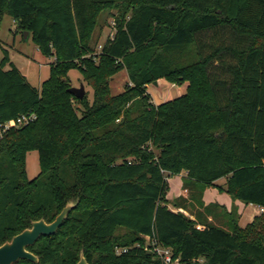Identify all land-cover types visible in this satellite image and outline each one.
Instances as JSON below:
<instances>
[{
  "label": "trees",
  "instance_id": "1",
  "mask_svg": "<svg viewBox=\"0 0 264 264\" xmlns=\"http://www.w3.org/2000/svg\"><path fill=\"white\" fill-rule=\"evenodd\" d=\"M4 16L53 61L38 88L6 51L0 61V123L36 116L0 140V245L77 202L29 248L36 264H76L81 252L87 264H161L143 250L146 237L181 264H264V0H0ZM107 17L112 37L89 57ZM71 70L91 101L68 92ZM121 70L127 83L112 95ZM159 80L188 85L155 106L146 87ZM30 151L39 161L32 180ZM182 172L200 196L215 187L263 212L244 227L226 212L225 228L173 212L165 175ZM187 204L181 197L173 208Z\"/></svg>",
  "mask_w": 264,
  "mask_h": 264
},
{
  "label": "rangeland",
  "instance_id": "2",
  "mask_svg": "<svg viewBox=\"0 0 264 264\" xmlns=\"http://www.w3.org/2000/svg\"><path fill=\"white\" fill-rule=\"evenodd\" d=\"M106 15L107 14H103ZM103 19H100V23L103 25ZM114 20L107 17L106 26H102V29L96 28L92 41L91 47L93 49L90 56H97L101 50V46L104 44L105 40L111 37L114 32L112 24ZM3 51H6L10 63H12L20 73L25 76L27 83L34 87L38 88L42 81H45L49 77V64L53 61L52 59L44 57L36 45L33 43L31 36L27 38L23 37V33L17 31L16 26L13 20L9 16H4L0 22V61L3 58ZM67 81L71 87L78 88L80 84L84 86L85 94L88 97V100L92 99V89L87 85L86 82L82 80L81 74L77 70H71L67 75ZM159 82V83H158ZM157 85L151 84L146 87V92L150 97V101L153 105H157L159 102H167L169 100L177 98L178 88L186 85L183 83L180 86L173 85V89H170L172 84L165 80H159ZM127 83V76L124 70L117 72L112 80L109 82V88L112 95L119 94L125 84ZM172 88V87H171ZM26 163V173L29 180L34 179L39 174V161L38 154L36 151H30L26 154L25 158ZM166 182L168 185V191L166 193L165 199L167 200V207L170 210L176 212H182L186 216L194 219L195 214H199L201 221L207 224H214L215 226H224L226 227L227 215L226 209L223 206V211L221 210L219 203H223L222 196L218 195V189L215 187H210L204 190L202 196L195 191V189H190L185 187L184 177L179 175H165ZM217 186L225 187L226 183L224 179H221L215 183ZM217 193H216V191ZM206 193V197H205ZM221 194V193H220ZM224 194V193H222ZM185 198L187 201L188 211L185 212L181 209H174L173 203ZM227 197V196H226ZM228 198V197H227ZM215 201H212V200ZM229 199V198H228ZM199 202H201L204 208H208L213 213L214 217H208L206 212L204 213L203 209L199 207ZM232 202V201H231ZM234 203V202H232ZM237 214V208L232 207L229 212H234ZM224 215V216H223ZM203 218V219H202ZM240 225H244V218L239 222ZM247 225V224H246Z\"/></svg>",
  "mask_w": 264,
  "mask_h": 264
},
{
  "label": "water",
  "instance_id": "3",
  "mask_svg": "<svg viewBox=\"0 0 264 264\" xmlns=\"http://www.w3.org/2000/svg\"><path fill=\"white\" fill-rule=\"evenodd\" d=\"M28 36L29 34L27 32L23 33L24 38ZM154 85H157V82ZM68 92L76 99H82L85 95L82 84L78 88L70 87ZM76 205L77 202H68L51 223H45L43 220L32 222L30 228L23 230L21 233L12 237L10 241L2 244L0 246V264H15L20 260L37 263V257L28 252L26 248L32 246L42 237L54 235ZM77 264H87L82 252L80 253V259Z\"/></svg>",
  "mask_w": 264,
  "mask_h": 264
},
{
  "label": "built area",
  "instance_id": "4",
  "mask_svg": "<svg viewBox=\"0 0 264 264\" xmlns=\"http://www.w3.org/2000/svg\"><path fill=\"white\" fill-rule=\"evenodd\" d=\"M112 26L114 29V23L112 24ZM35 119V114L29 111L25 114L16 117L13 120L7 121L5 123H0V140L6 135L9 130L25 127L35 121ZM262 212L263 210L260 209V213ZM143 250L153 254L156 258L160 260L161 264H181L179 258H173L172 251L169 248L160 246L154 239L146 237ZM126 252L127 249L125 248H116L115 250L116 255H122Z\"/></svg>",
  "mask_w": 264,
  "mask_h": 264
},
{
  "label": "crops",
  "instance_id": "5",
  "mask_svg": "<svg viewBox=\"0 0 264 264\" xmlns=\"http://www.w3.org/2000/svg\"><path fill=\"white\" fill-rule=\"evenodd\" d=\"M171 87H170V89H173L175 86L173 87V85H172ZM185 90H186V85L179 87L178 91H177V97H180L181 95H183ZM160 104H162V102L157 103L156 106H158ZM180 175L185 178L186 174H185V172H182ZM216 193H217V191H216ZM217 194L222 196V201L224 200L223 203L222 202L219 203V202L215 201L214 199L212 201H215L220 206H224L227 212H229L232 207H236L237 208V214H239V216H240L239 222L244 218L245 224L242 226L239 223V225L241 227H244L246 224H250V222L253 220L254 217L260 215V208L258 206H255V205L245 206L239 201H235L234 203H232L231 200L228 199L225 194H220V193H217ZM205 197H206V193H205ZM172 211L176 212L174 210H172ZM198 228H199V226H198Z\"/></svg>",
  "mask_w": 264,
  "mask_h": 264
},
{
  "label": "flooded vegetation",
  "instance_id": "6",
  "mask_svg": "<svg viewBox=\"0 0 264 264\" xmlns=\"http://www.w3.org/2000/svg\"><path fill=\"white\" fill-rule=\"evenodd\" d=\"M45 223H46V222H45ZM13 237H14V236H13ZM44 238H48V237H42V238H40L38 241H40L41 239H44ZM10 240H11V239H10ZM10 240H9V241H10ZM38 241H36L32 246L27 247L26 250H27L28 252H30V251H29V248H30V247H33ZM6 242H8V241H6ZM3 244H4V243H3ZM0 246H1V245H0ZM30 253L33 254L32 252H30ZM33 255H34V254H33ZM34 256H35V255H34ZM35 257H37V256H35ZM37 259H38V257H37ZM79 259H80V253H79ZM79 259H78L77 263L79 262ZM20 261H22V260H20ZM20 261H18V262H20ZM18 262H17V263H18ZM26 262H28V261H26ZM17 263H15V264H17ZM29 263H31V262H29ZM37 263H38V262H37ZM77 263H76V264H77ZM34 264H36V263H34Z\"/></svg>",
  "mask_w": 264,
  "mask_h": 264
}]
</instances>
